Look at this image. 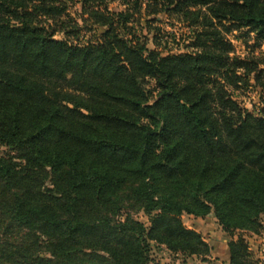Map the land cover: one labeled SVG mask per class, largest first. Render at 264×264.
I'll return each mask as SVG.
<instances>
[{
	"label": "trees",
	"instance_id": "1",
	"mask_svg": "<svg viewBox=\"0 0 264 264\" xmlns=\"http://www.w3.org/2000/svg\"><path fill=\"white\" fill-rule=\"evenodd\" d=\"M110 1L77 0L102 31L70 43L45 27L67 0H0V264H158L150 242L205 257L183 213L229 235L261 229L264 106L248 112L228 90L250 77L264 90V69L227 36L245 30L259 48L264 0H125L112 13ZM143 8L185 23L192 51L146 50L127 25ZM227 249L229 264H257L242 239Z\"/></svg>",
	"mask_w": 264,
	"mask_h": 264
},
{
	"label": "rangeland",
	"instance_id": "2",
	"mask_svg": "<svg viewBox=\"0 0 264 264\" xmlns=\"http://www.w3.org/2000/svg\"><path fill=\"white\" fill-rule=\"evenodd\" d=\"M124 1L108 2V12L125 11ZM66 5L67 10L61 21L54 23L51 20H44L46 21L45 27L50 25L51 29L57 30L53 39H67L70 43L75 40L82 43L95 42L99 38L102 28L91 26V23L87 21V15L83 14L77 0H67ZM151 19H155V21L152 25L148 22L149 27L155 29L148 34L144 29L147 20ZM62 21L65 23L63 25L66 26L59 28L58 25ZM127 25L132 28V33L144 37L146 50L157 51L162 55H179L192 51L188 43L191 30L186 27L185 23L178 22L176 17L172 15L160 13L156 16L147 17L143 8L140 15L135 14ZM65 33L67 34L65 35ZM227 39L232 44L235 56L240 58L253 57L260 61V69H264V42L259 48L252 49L253 42L251 39L245 38V30L233 32L227 36ZM245 41L248 46L245 45ZM261 81L264 83V76L261 77ZM228 93L241 108L248 112L257 113L264 106V90L255 84L252 77L246 85L239 83L238 88H230ZM133 218L146 227L149 225L148 218L142 212L134 215ZM260 219L261 229L257 233L236 231L229 235L222 231L212 215L200 218L183 213L180 216L183 226L202 236L203 241L210 249L209 254L205 257L172 254L164 246L150 242L149 259L151 263L158 264H229L227 244L240 238L245 244L249 259L257 264H264V219Z\"/></svg>",
	"mask_w": 264,
	"mask_h": 264
}]
</instances>
